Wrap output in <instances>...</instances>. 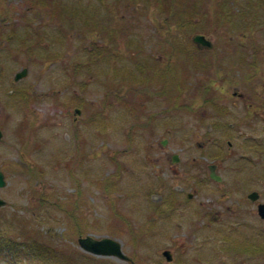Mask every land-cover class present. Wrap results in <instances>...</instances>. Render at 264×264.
Segmentation results:
<instances>
[{
    "label": "rangeland",
    "instance_id": "obj_1",
    "mask_svg": "<svg viewBox=\"0 0 264 264\" xmlns=\"http://www.w3.org/2000/svg\"><path fill=\"white\" fill-rule=\"evenodd\" d=\"M0 130V264H130L86 236L131 264H251L231 212L241 183L264 203V0H0Z\"/></svg>",
    "mask_w": 264,
    "mask_h": 264
},
{
    "label": "flooded vegetation",
    "instance_id": "obj_2",
    "mask_svg": "<svg viewBox=\"0 0 264 264\" xmlns=\"http://www.w3.org/2000/svg\"><path fill=\"white\" fill-rule=\"evenodd\" d=\"M166 142H161V146H165ZM201 148V147H199ZM172 155L171 158V163H174ZM215 171L217 173V168L218 166L215 165ZM208 170V166H207ZM218 174V173H217ZM208 180H211L209 177V171H208ZM221 181L218 183H222V178L220 179ZM197 181V180H196ZM200 182V183H199ZM198 184L203 183L202 181H199ZM188 188L189 192L187 193V199L188 202L190 203V200H192L195 197L196 191L193 190L192 193H190V175H189V181H188ZM239 189V190H238ZM237 189V194L239 195V199L234 205V209L232 210L231 213H234L235 215L234 221L235 223H242V225H238V227H243L245 226L249 231L253 232V235L250 236H242L240 235L238 239L235 242V247L237 254L241 257L243 255H247L248 259H251V264H264V261H261L259 263L257 260L262 258L264 260V219H261L258 215V205L260 203L264 204L263 202H260L259 199H261L260 193L257 191H252V190H247L244 192V187H242V183L240 188ZM256 193L257 199L256 200H251L250 199V194ZM222 198L225 197V199L228 200V195L223 194L221 196ZM224 200L219 201L218 203H222ZM228 211H230L229 208H226ZM224 214H220L216 216L215 218L212 219V222H220L223 220ZM260 221L261 223H254ZM206 225H209V223H206ZM257 259V260H256ZM132 263V262H131ZM130 263V264H131Z\"/></svg>",
    "mask_w": 264,
    "mask_h": 264
},
{
    "label": "water",
    "instance_id": "obj_3",
    "mask_svg": "<svg viewBox=\"0 0 264 264\" xmlns=\"http://www.w3.org/2000/svg\"><path fill=\"white\" fill-rule=\"evenodd\" d=\"M192 42L199 48V49H211L212 44L211 42L206 39L203 36L196 35L192 38ZM27 74V70L23 69L21 72L17 73L15 75L14 81H18L21 78H23ZM2 138V133L0 131V140ZM174 163L178 162V157L176 155L173 156ZM215 166H210L209 171H210V178L213 179L216 182L220 181V178L215 175L214 173ZM5 186L4 182V176L0 172V188ZM250 199L251 200H256L257 195L256 193L250 194ZM4 202L0 200V207L4 206ZM258 215L261 219H264V204H259L258 205ZM78 244L79 246L86 252L90 254H94L97 256H110L114 257L118 260L121 261H128L131 263V259L126 257L122 252L120 248V244L115 241L114 239H110L107 237H102V238H93L90 236H86L84 238L78 239ZM167 262L171 261V255L168 251L163 252L162 254Z\"/></svg>",
    "mask_w": 264,
    "mask_h": 264
},
{
    "label": "trees",
    "instance_id": "obj_4",
    "mask_svg": "<svg viewBox=\"0 0 264 264\" xmlns=\"http://www.w3.org/2000/svg\"><path fill=\"white\" fill-rule=\"evenodd\" d=\"M214 9V8H213ZM172 11L173 10H169V12H171L170 14H172ZM105 52V51H104ZM106 53V52H105ZM105 53H103L104 55H106ZM203 60H205V59H203ZM21 96V98L24 100V101H26L27 99H28V96H26V95H24L22 92L21 93H19ZM115 97V100L117 101V102H119V103H122L123 101L121 100V98L119 97V96H114ZM141 98V97H140ZM141 100H143V98H141ZM77 107H78V109H82L83 107H82V103L80 102V100H78V103H77V105H76ZM103 107H104V104H103ZM137 107H141V101H140V103H139V105L138 106H136V111L138 112H140V110L139 109H137ZM80 111V110H79ZM133 118H134V121H136V119H137V113H133ZM135 124H138V125H140L141 127H148V123L146 122V123H144V124H139V123H135ZM4 236L0 233V245H1V243H2V241L4 240ZM12 241V239L11 238H9L8 239V248H10L11 249V246H15V244L13 243V242H11ZM14 249V248H13ZM30 249H32V247H30Z\"/></svg>",
    "mask_w": 264,
    "mask_h": 264
}]
</instances>
